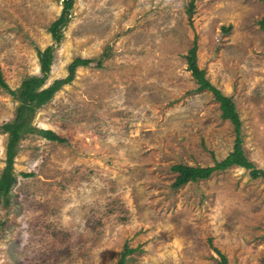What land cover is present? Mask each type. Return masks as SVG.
Listing matches in <instances>:
<instances>
[{
	"label": "rangeland",
	"instance_id": "374dc122",
	"mask_svg": "<svg viewBox=\"0 0 264 264\" xmlns=\"http://www.w3.org/2000/svg\"><path fill=\"white\" fill-rule=\"evenodd\" d=\"M191 3L192 12L189 13ZM0 0V72L43 90L90 60L33 115L0 194V264H264V178L242 167L175 186L178 164L209 167L233 151V123L199 90L186 56L232 97L248 159L264 170V0ZM20 102L0 86V128ZM8 133L0 130V176Z\"/></svg>",
	"mask_w": 264,
	"mask_h": 264
},
{
	"label": "trees",
	"instance_id": "16d2710c",
	"mask_svg": "<svg viewBox=\"0 0 264 264\" xmlns=\"http://www.w3.org/2000/svg\"><path fill=\"white\" fill-rule=\"evenodd\" d=\"M63 10L60 17L52 23L50 26V33L55 40V43H59L62 39V29L67 25L71 9L73 8L74 0H62ZM193 5L189 13L192 12ZM260 27L264 33V16L260 21ZM56 45H50L46 49L38 51V58L40 62L41 76H29L23 80L21 86L12 90L9 88L7 83L0 72V86L7 90L15 99L20 102L17 109L16 116L11 122H6L2 125L0 130L2 132L8 133V143H7V158L6 165L0 176V194L7 195L12 186L16 183V176L14 174L13 164L14 157L17 150V145L21 138L25 134H38L41 137L50 140L63 142L65 139L50 129H37L31 124V120L35 112L43 105L48 103L64 85L70 83L74 79V74L76 68L79 66H88L91 61L84 60L81 58H76L69 66V75L66 78L56 79L50 86L40 90V88L46 83L51 66L54 62V51ZM188 69L191 71L193 77L196 78L199 84V90H209L215 95V99L220 103L222 110V117L224 119H229L235 129L236 139L233 151L228 154V156L222 161L215 160V164L209 167L200 166H188L184 164H178L173 167V170L178 172L175 186H181L189 181H198L200 179L209 178L214 172L218 170H225L227 168L236 166L242 167L250 171L252 178H264V170L258 169L256 165L251 162L243 147V137H242V121L240 115L237 111V107L232 97L226 96L218 88L212 85V83L206 78L204 70L200 69L197 63V44L189 51L186 56ZM132 249L127 248L125 253L122 254L118 264H125L126 256L130 253ZM223 264H227L226 257L221 254Z\"/></svg>",
	"mask_w": 264,
	"mask_h": 264
}]
</instances>
